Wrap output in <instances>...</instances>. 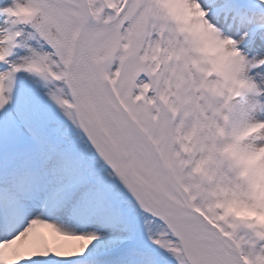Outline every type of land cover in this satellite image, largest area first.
<instances>
[{"label":"snow or ice","instance_id":"1","mask_svg":"<svg viewBox=\"0 0 264 264\" xmlns=\"http://www.w3.org/2000/svg\"><path fill=\"white\" fill-rule=\"evenodd\" d=\"M0 264H264V0H0Z\"/></svg>","mask_w":264,"mask_h":264}]
</instances>
